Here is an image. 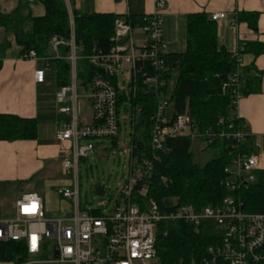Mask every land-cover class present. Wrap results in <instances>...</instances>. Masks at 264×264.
I'll list each match as a JSON object with an SVG mask.
<instances>
[{
  "label": "built area",
  "instance_id": "2783aa9c",
  "mask_svg": "<svg viewBox=\"0 0 264 264\" xmlns=\"http://www.w3.org/2000/svg\"><path fill=\"white\" fill-rule=\"evenodd\" d=\"M81 1V0H77ZM70 28V39L53 37L49 48L53 56L39 57L35 51L22 53V60H44L45 69L33 72L35 83L44 81V73L50 68V60H65L70 67V83L55 93L58 112L67 118L57 129L55 136L67 143V155L62 159L64 173H73L69 182L57 187L55 193L67 202L69 212L60 216H44L45 209L40 195L25 193L15 202L14 213L0 216V243L17 242L24 245V253L15 264H159L156 241L162 222L182 221L196 230L211 226L213 243L208 245L202 264H264V213L248 212L241 207L238 190L254 183L259 169L258 155L251 152L230 153V161L224 168L226 173V195L216 205L199 209L170 202L147 200L142 205L134 201V194L145 195L153 164L159 160L167 138L190 135L211 144L217 139L231 140V148L243 143L249 133L228 125L227 131L201 132L187 111L175 114L170 93H165L166 45L162 36L161 8L164 1L155 2L156 10L144 14L136 26L117 17L109 46L103 49L93 46L87 54L74 40V18L70 0H64ZM224 13L211 15V20L223 19ZM134 29L143 36L142 43H134ZM60 46H68L65 55L59 54ZM243 47L231 52L237 69L230 78L234 88L239 83L240 53ZM79 53V54H78ZM85 60L96 70L87 90L90 117L79 114L77 93V62ZM149 66V71L144 66ZM141 73L144 93H153L156 107L151 116L152 129L147 157L140 162L131 156L128 180L120 186L118 198L113 206L100 204L92 209H81L78 190V164L94 151L92 140L117 137L120 129L118 94L121 92L119 74L128 92L135 93L137 72ZM79 83V82H78ZM133 84L130 86V84ZM237 90V89H235ZM242 96L235 91L233 105ZM233 108V109H234ZM130 121H134L139 108L128 109ZM126 115H123L125 120ZM222 123V119H219ZM132 130V127H131ZM235 149V148H233ZM133 146L130 144V154ZM164 181V179H163ZM141 182H144L141 184ZM141 185L137 191L135 186Z\"/></svg>",
  "mask_w": 264,
  "mask_h": 264
},
{
  "label": "trees",
  "instance_id": "16d2710c",
  "mask_svg": "<svg viewBox=\"0 0 264 264\" xmlns=\"http://www.w3.org/2000/svg\"><path fill=\"white\" fill-rule=\"evenodd\" d=\"M42 7V15H34L30 2L19 0L10 13L0 12V28L5 36L11 35L20 48V54L33 50L39 57L53 56L49 42L53 37L68 41L70 28L68 12L64 0H36ZM74 18V40L82 47V54H87L93 46L107 49L113 35L114 20L117 17L130 22L133 26L140 23L143 15H116L114 13H81L72 10ZM258 12H239L238 22H245L256 30ZM8 45L6 38L0 41V53ZM246 50L254 54L264 53V44L246 43ZM243 49V50H244ZM59 54L65 55L68 46H60ZM53 72V84L58 90L70 83V67L63 59L50 60ZM77 79L82 89L87 90L96 70L85 60L80 61ZM166 71L163 73L165 87L170 93L175 114L187 111L191 123L201 132L227 131L233 123L236 128L248 133L241 118L232 114L235 91L242 97L254 91L258 78L246 74V69H239V83L236 88L230 78L237 69V63L230 52L218 44L216 24L204 13L190 14L186 19V49L183 52L167 53ZM144 69L149 71V66ZM175 72V73H174ZM175 74V75H174ZM141 73L136 74L135 93L126 95L119 92L118 108L127 103L139 108V113L131 121L130 143L132 156L140 162L147 157L152 129L151 116L156 107L153 93H144ZM133 84L131 83L130 86ZM237 89V90H235ZM222 119V123H219ZM134 129V130H133ZM37 138V122L34 118H24L14 114L0 113V141L34 140ZM116 146L118 138H109ZM233 142L217 139L208 147L218 154L199 164L194 161L191 151L190 135L167 138L164 149L159 153V160L153 164L145 184V195L134 194V201L140 205L147 200L170 202L176 199L180 204L193 206L195 209L207 205H216L226 195V173L224 168L230 161V153L237 151L244 154L252 152L251 137L231 148ZM257 179L247 187L240 188L237 194L244 200V209L248 212L264 213V170L256 172ZM164 179V181H163ZM144 182H141V184ZM141 185L135 186L139 190ZM100 191V189H97ZM213 229L209 226L196 228L182 221L162 222L156 241L159 264H202L208 245L213 241ZM24 245L17 242L0 243V262H14L23 255Z\"/></svg>",
  "mask_w": 264,
  "mask_h": 264
},
{
  "label": "crops",
  "instance_id": "0c3cea01",
  "mask_svg": "<svg viewBox=\"0 0 264 264\" xmlns=\"http://www.w3.org/2000/svg\"><path fill=\"white\" fill-rule=\"evenodd\" d=\"M27 1L30 2V9L34 15L43 14V9L36 0ZM156 1L158 0H70L69 3L72 10L81 13H114L126 16L152 13L156 10ZM162 1H164V6L160 10L162 36L167 53L183 52L186 49V19L188 15L197 13H204L209 18L215 13L225 14L223 19L214 22L218 44L230 53L239 47L244 49L246 43L264 44V0ZM18 2L19 0H0V12H12ZM239 12H258L256 30L249 28L245 22L237 21ZM0 34H2L0 41L6 38L8 42L0 53V113L34 118L37 122L36 139L0 141V216H12L15 202L22 194L31 192L40 195L46 215L52 216L49 214L51 208L48 201L46 205L45 198L36 190L37 184L31 179L41 171V160L47 157L52 149L58 151L57 147L52 145V141L59 145L58 148L61 145L67 146V143L60 142L55 136L57 129L67 117L56 110L57 90L53 84L51 63L49 70L44 73V81L35 83L34 70L45 69L46 62L22 60L20 48L15 44L13 36H5L1 28ZM137 38L138 43H142L143 36L139 34ZM240 57V71L246 69V74L258 78L259 82L252 93L239 98L232 114L241 118L247 127L252 152L258 155L259 169L264 170V53L256 55L244 49ZM40 123L44 128L43 138L39 136ZM8 205L11 209L10 214Z\"/></svg>",
  "mask_w": 264,
  "mask_h": 264
},
{
  "label": "rangeland",
  "instance_id": "374dc122",
  "mask_svg": "<svg viewBox=\"0 0 264 264\" xmlns=\"http://www.w3.org/2000/svg\"><path fill=\"white\" fill-rule=\"evenodd\" d=\"M139 32L138 29H134L133 31L135 44L139 42L137 38L140 34ZM0 36H2V34H0ZM0 40H2V38ZM80 61L81 60L77 62L78 70L81 64ZM124 78V81L127 82L128 76L125 75ZM118 79L121 90L127 95L129 92L126 84L123 83L122 75L119 74ZM78 82L76 90L80 96L78 98L79 114L90 117L89 103L86 99L87 92L83 91L84 89H82ZM58 107L59 105L57 104V111ZM128 109H130V105L127 103L121 105L119 109L120 129L117 135V145L112 146L110 139L92 140L95 145L94 151L87 159L81 160L78 164V190L81 209H92L98 207L100 204L113 206L118 198L120 186L128 180L129 162L132 156L130 154V133L132 131L131 127H133L129 118L130 115H127ZM123 115H126L125 120L123 119ZM43 132V124L40 123V138H43ZM51 143L53 146L57 147L58 151L55 152L54 149H52L51 153L41 160V171L33 175L31 180L37 184L36 190L45 198L46 205L48 201L49 207L51 208L49 214L52 216H60L63 212H69V207L67 203L63 204L62 200L56 195L54 196L53 193L55 194V190L58 186L66 181H70L73 177V173H64L61 166L62 159L67 155L68 149L62 145L58 148L59 145H55L54 141ZM191 151L194 161L201 165L218 154L216 149L208 147L204 141L199 139L192 140ZM97 189H100L99 192L102 193L101 195L96 193L98 191ZM48 193L50 195H48ZM8 208V210H10L8 213L10 214V205H8ZM45 215L46 213L44 212V216ZM9 264H15V262H10Z\"/></svg>",
  "mask_w": 264,
  "mask_h": 264
},
{
  "label": "water",
  "instance_id": "95a60500",
  "mask_svg": "<svg viewBox=\"0 0 264 264\" xmlns=\"http://www.w3.org/2000/svg\"><path fill=\"white\" fill-rule=\"evenodd\" d=\"M96 193H98L99 195H101L102 193L101 192H99V191H97ZM244 206V200H241V207H243ZM16 262H19V260H17Z\"/></svg>",
  "mask_w": 264,
  "mask_h": 264
}]
</instances>
